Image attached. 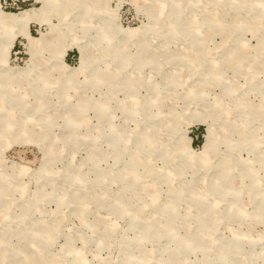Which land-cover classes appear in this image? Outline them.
Instances as JSON below:
<instances>
[{
  "label": "rangeland",
  "instance_id": "obj_1",
  "mask_svg": "<svg viewBox=\"0 0 264 264\" xmlns=\"http://www.w3.org/2000/svg\"><path fill=\"white\" fill-rule=\"evenodd\" d=\"M0 7V264H264V0Z\"/></svg>",
  "mask_w": 264,
  "mask_h": 264
},
{
  "label": "bare ground",
  "instance_id": "obj_2",
  "mask_svg": "<svg viewBox=\"0 0 264 264\" xmlns=\"http://www.w3.org/2000/svg\"><path fill=\"white\" fill-rule=\"evenodd\" d=\"M1 8V7H0ZM43 9V8H42ZM42 9L40 8L39 10H25L22 11L21 13H4L2 10H0V24L1 26H12V25H16V26H22L25 27L23 28L24 32L23 33L28 41H29V47L33 52H36V50L41 49L46 42V40H44L45 36L43 35L41 38H36L34 37L28 30V26L29 23L32 21H38V23L40 22V24L45 21L44 17L41 15ZM137 30V29H136ZM123 32H136V31H128L126 29L123 30ZM129 35V34H128ZM15 39L16 36H12V38H10L9 42H7V46L4 49V51L8 54L10 52V50L13 48V46L15 45ZM61 52V51H60ZM5 55V54H4ZM64 57V56H62ZM63 64V63H62ZM67 69V67L65 68ZM26 69H18V70H14L11 72V77L13 76L15 77H21V76H25L28 72H25ZM66 77L67 78H73L75 76V69L72 71H68V69L66 70ZM211 127L208 128V137H207V144L206 146H209L211 148L212 143L211 141L213 140V137L211 136ZM185 143H183L184 145ZM209 148V149H210ZM208 149V150H209ZM206 152V151H205ZM191 157H194V154L190 153ZM203 158H205V155L202 156Z\"/></svg>",
  "mask_w": 264,
  "mask_h": 264
}]
</instances>
